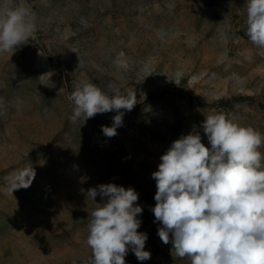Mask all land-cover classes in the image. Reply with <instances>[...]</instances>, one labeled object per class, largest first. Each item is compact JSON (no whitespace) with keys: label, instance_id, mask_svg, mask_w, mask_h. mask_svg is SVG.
<instances>
[{"label":"rangeland","instance_id":"rangeland-1","mask_svg":"<svg viewBox=\"0 0 264 264\" xmlns=\"http://www.w3.org/2000/svg\"><path fill=\"white\" fill-rule=\"evenodd\" d=\"M22 3L35 29L27 44L0 53V264H89L88 190L132 187L147 233L139 261L190 264L158 236L152 173L173 141L224 114L264 134V47L246 33L247 0H0ZM108 95L136 93L117 135V112L69 120L77 85ZM264 153V146L260 148ZM35 170L10 191L14 172ZM107 198L95 197V203Z\"/></svg>","mask_w":264,"mask_h":264},{"label":"clouds","instance_id":"clouds-1","mask_svg":"<svg viewBox=\"0 0 264 264\" xmlns=\"http://www.w3.org/2000/svg\"><path fill=\"white\" fill-rule=\"evenodd\" d=\"M246 35L264 47V0H247ZM22 3L0 7V53L11 52L32 38L35 25ZM69 99L74 108L69 120L83 123L96 114L116 111L105 136H116L122 126L121 109L131 111L136 93L106 94L92 83L77 85ZM211 147L198 132L182 135L160 159L156 204L151 211L162 224L158 236L170 242L179 258L190 264H264V134L242 126L224 114L205 117L202 123ZM31 167L14 172L11 193L27 189L35 178ZM94 207L89 212L86 244L89 264H126L131 250L139 261L151 258L145 251L147 233L138 232L143 209L134 188L102 184L88 190ZM100 195L105 202L95 203Z\"/></svg>","mask_w":264,"mask_h":264}]
</instances>
